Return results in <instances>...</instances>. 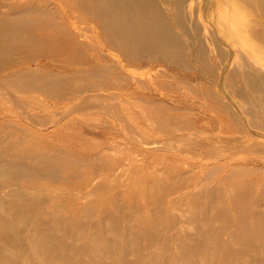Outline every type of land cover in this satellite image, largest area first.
Segmentation results:
<instances>
[{
	"label": "bare ground",
	"instance_id": "6f19581e",
	"mask_svg": "<svg viewBox=\"0 0 264 264\" xmlns=\"http://www.w3.org/2000/svg\"><path fill=\"white\" fill-rule=\"evenodd\" d=\"M37 2L38 0H12V3L2 4L0 0V180L30 179V184L26 185L37 193L24 195L18 189H10L0 196V206L8 212V215L0 213V246L14 249L21 257L19 262H15L0 252V264L30 262L28 249L23 242L25 231L19 223L25 220L24 214L34 213L45 202L51 201L47 200L42 188L36 187L37 183L33 179L49 180L58 184L56 186L79 185L82 188L77 194L92 196L89 203L81 206L84 213L79 218L59 216L60 222L56 220L54 228L48 231L42 230L38 225L35 227L30 235L32 246L29 249L43 258L42 264H47L49 259L54 264L63 260L67 264H73L81 245L73 244L71 238L75 235L82 237L86 232L94 235L99 228L105 227L112 228V233L117 232L122 226L118 221L119 216H134L141 210L137 205L140 197L147 204L143 211L149 220L141 224L144 229L138 234L145 239L163 243L160 251L151 257L149 264H163L165 254L170 251H173L177 264L264 262V184L258 187L253 178L240 179L239 175L245 171L244 166L239 161H234L245 151L252 152L258 158L261 156L264 160V140L258 139V132L252 128L255 126L264 129V115L262 119H258L253 114V119L249 120L232 116L228 105H219L222 82L219 85L221 90H216L209 84H218L219 80L206 79L216 80L222 77L223 80L232 69L227 67L225 72L227 64L223 63L227 60L230 61L229 66L234 67L231 71L236 72L237 61L241 59V51L236 43L241 36L249 33L264 42V0H71L75 4L74 9L81 12L82 17L97 22L107 44L124 52L132 61H165L183 67L194 62L198 65V73L193 76L200 75L202 82L195 84L184 81L185 91L179 80L163 85L184 93L196 92L199 98L212 99L223 109V114L228 116L227 120L217 117L216 111L219 114L220 111L210 109L209 105V109L203 110L209 115L207 122L202 124L204 119L197 122L199 116L196 122L188 117L178 116L177 113L172 116L173 111L189 108L184 105L174 106L169 100L163 99V96L151 99L138 97L135 104L142 105V109L146 103L153 109H159L155 112L158 116L151 122L158 131L176 134L165 140H150L143 135L142 138L139 132L141 140L137 137L138 140L151 144L156 149L176 150L186 156L197 157L200 167L190 162L184 171L175 174L176 166L164 164V168L159 171L129 176L125 172L126 164L123 163L125 166L116 177L101 179L98 175L97 181H94L97 174L111 169L113 163L110 160L115 156L122 160L127 157V146H115L122 144L87 139L82 133H75L74 139L78 142L86 139L91 146L80 142L83 147L72 153L64 152L60 147L38 151L33 145L34 139H39L44 144L51 141L53 135L54 138L62 139L61 135L58 136L60 132L54 128L64 120L67 113L86 117L88 113L94 112L104 114L113 123L116 121L122 124V131L129 139L135 140L138 130L123 111L122 93L113 90L119 89L129 77L123 73L114 75L111 72L109 76L112 80L108 83L106 74L102 75L91 69H79L73 74H40L38 66L24 68L21 64L17 65V60L30 62L39 56L48 57L45 58L49 59L47 62L63 58L73 66L91 63L85 59L88 55L82 50L84 45L92 48L89 41L81 39L85 34L84 29L74 27L72 30L58 20L49 21L46 25L61 24L60 35L57 36L60 39L59 48L51 49L47 41L48 46L40 48L39 55L35 56L32 51L42 46L45 39L30 35L23 42L31 51L23 55L15 50L22 42L19 36L25 30L33 29L34 24H39L38 18L33 17L36 12L51 13V17L54 15V11L51 12L53 9L49 8L52 5L50 0H43L47 10L38 7ZM72 17L80 18V14L75 11ZM231 36L234 39L229 41ZM66 49L72 51L69 56L64 55ZM259 49L261 47H254V50ZM12 61L15 63L11 64ZM209 62L213 63L211 69L208 67ZM201 64L205 67H201ZM238 73L253 92L262 93L264 102V75L254 70L253 73L246 70ZM223 93H226L225 90ZM39 94L70 104L63 110H55L56 113L53 114L49 107L52 105L53 108L57 103L48 104ZM200 104L206 106L208 103L201 101ZM168 112L170 116L164 115L166 118L163 119L162 113ZM48 124H52V127L46 128ZM205 133L212 135L206 136ZM113 144L115 149L120 150L119 156L110 153ZM142 154L144 153L140 150L136 156ZM225 159L234 163L229 164ZM210 163L213 165L208 167ZM130 165L133 170H139L137 163L135 166L133 163ZM198 167L201 172L199 175L195 173ZM219 168H226V172L219 179H211L214 173L219 172ZM83 170H91L92 173L84 175ZM249 171H253V168ZM125 176L130 177L126 184L129 191L123 190ZM210 180L213 184H210ZM53 192L61 195L59 190ZM102 192L109 193V198L98 202L100 199L96 196ZM170 194H176L170 201L177 212L168 215L163 204ZM123 195L127 197L124 198ZM88 210L101 213L96 220H91L88 218L95 215H91ZM46 222L51 224L54 219L48 218ZM164 225L175 227L168 238H162ZM72 228L77 229L75 234ZM193 228H197L198 232ZM129 229L123 230L126 236L133 234ZM59 230L61 236H57ZM97 242L94 236L89 249L93 248L101 253L97 254L99 260L108 256L118 257L119 262L124 264L129 250L118 244L129 245L128 240L124 239L122 243L106 241L103 245L106 253ZM141 243L139 241L137 244ZM190 256H198L199 259H190Z\"/></svg>",
	"mask_w": 264,
	"mask_h": 264
},
{
	"label": "rangeland",
	"instance_id": "374dc122",
	"mask_svg": "<svg viewBox=\"0 0 264 264\" xmlns=\"http://www.w3.org/2000/svg\"><path fill=\"white\" fill-rule=\"evenodd\" d=\"M52 2V5L49 6L50 9H53L51 12L54 11L53 17L51 13L46 14L38 13L36 12L35 15H33L34 19L38 18L37 21H39V24L36 23L33 25V29L31 30H25L26 32H23L22 35L19 36L20 40L22 41L16 46V51L21 52L23 55H26V53H29L31 50L29 47L24 46V40H26L30 35L35 36V38H43L44 42L42 46L40 45L39 48H35L31 53L35 54V56L40 52V48L44 49V47L48 46V43L50 44L51 49H57L59 48L58 42L60 39H57V36L60 35V28L61 24L65 23L69 28H80L84 29L83 32L85 33L84 36H81V39L85 40V42H88L91 44V49L87 47L86 45L83 46L82 50L83 53L88 55L86 60L91 62L89 65L84 63V65H71L68 63V61L64 60H58L53 59L50 62H47L49 59H45L48 57L39 56L38 58H34L30 62H23L17 60V65L21 64V67H39V73H49V72H61V73H68L73 74L77 72L79 69L83 70H96L97 72L103 74H106L108 77V83H110L112 78L109 76V74L112 72L114 75L119 74H125L129 77V80L123 82L119 89H113L118 92L122 93V99H123V111L125 112V115L127 118H129L134 124L136 131L138 130V133H135V140L129 139L127 134L122 131V124L118 122H112L110 119H108L104 114L100 113H94L90 112L86 117H79L78 115H72L71 113H67V115L64 117V120L61 123H58L54 129L58 130L60 133L58 136H60L62 139H58L57 137L54 138V135L51 136V141L47 142V144H44L39 139H34V146L38 151H41L42 149L46 150H52L56 147H60L61 150H64V152L72 153L80 149V147H83V145H80V142H83L84 144L91 146L89 142L84 139L81 141H77L74 139V134L81 133L86 136L87 139H93L97 141H103V142H115V143H121L115 144V146H127L129 150L127 149L128 155L124 160L122 158H116L115 155L119 156V151L115 149V146L113 144L112 148H110V153L115 156L112 160H110L111 163H113L110 170L102 171L101 173L97 174L94 181H97L99 179L98 175H100L101 179H105L106 177L114 178L116 177L118 172H121V168H124L126 164V170L125 172L127 175L131 176L132 174L138 175V174H148L149 172H155L159 171L160 168H164V164L172 165L173 167L176 166L177 169H175V174H180L182 171H184V168L186 169L187 163L193 162L196 166H199V160H197V157L193 156H186L184 154H181L180 152L176 150H161L156 149L155 147H152L153 145H148L140 142L141 140L140 135L148 137L150 140H165L168 139V137L174 136L175 132L170 131H158L152 124V119L156 118L158 116V108L155 110L151 108L152 106L150 104L143 105L144 109L141 108L142 105L135 104V101H137L138 97H143L147 99L151 98H160L163 96V99L169 100V102L175 106H186L187 110H177L173 111L171 115L173 116L174 113H177L178 116L181 117H188L191 121L194 120L196 122L197 117L199 116V120L197 122H200L204 119L202 124L206 121L207 117L209 116L207 113H204L203 110L214 108L218 111H220V114L216 111L217 117L222 118L223 120H227L228 116L224 115L222 112V108L219 107V105H228L229 111L232 113V116L237 115L241 117L244 120H249L250 118L253 119L254 117H257L258 119H262L264 115V102L262 101L263 95L259 92H253L251 87L245 82L244 78L238 73V71L246 70L250 73H253V70L256 72H259L264 75V42L256 39L251 34L247 33L246 36L243 35L240 38L237 39V48L241 51V59L237 61L236 65V72L231 71L234 67L229 66L230 61L227 60L223 64H227L225 67V72H227V67L232 68L227 72L226 77L222 79H213V78H206L207 80L217 81L218 84H209L213 86L216 90H221L222 93L219 94V105L214 102L212 99H206L203 97L197 96L196 92H187L184 93L186 90L184 88V81L186 82H202V79L200 78V75L193 76L198 73V65H196L194 62L191 64H188V66L183 67L179 64H168L165 61H149L146 59L143 60H134L132 61L130 58L126 56V54L122 51H119L112 46L108 45L105 41L102 33L100 32V27L97 25V22L95 20H89L85 17L81 16V12L74 9L75 4L71 2V0H50ZM2 4H8L12 3V0H1ZM38 7H41L43 10H47L46 6L43 4V0H38L36 3ZM59 12H58V11ZM78 12L80 14V18L74 19L72 17L73 12ZM72 12V13H70ZM60 15L62 17H60ZM58 20L60 25H46L49 21H56ZM73 30V29H72ZM67 36V34L65 35ZM227 38L229 36L225 35ZM186 37V36H185ZM232 37V36H231ZM234 38H230L229 41L233 40ZM47 41H49L47 43ZM247 44V45H246ZM261 47L259 50H254V47ZM248 48V49H247ZM252 48V49H251ZM29 51V52H28ZM262 51V52H261ZM61 52V51H60ZM64 55L69 56L71 54L70 49L64 50ZM57 53V52H56ZM55 53V54H56ZM254 53V55H253ZM39 55V54H38ZM187 58V56H186ZM84 59L85 62H87ZM213 62V61H212ZM212 62H209L208 67L211 69V66L213 65ZM15 63V61L11 62V64ZM47 63H49L47 65ZM201 67H205L203 64H201ZM224 68V67H223ZM223 68L219 69L220 71L224 72ZM232 72L229 75V72ZM221 72V73H222ZM110 77V78H109ZM231 77V79H230ZM177 80L181 81V85L183 86L184 91H178L176 88H168L167 86H164V83H175ZM221 80V81H220ZM160 81V82H159ZM206 81V80H204ZM222 82V83H221ZM102 83V82H101ZM221 88H219L221 84ZM197 84V83H195ZM151 85V86H150ZM224 88V89H223ZM225 90L226 93H223ZM68 91V90H67ZM228 95H230L228 97ZM42 99L48 103V104H56L57 106L52 108V105L49 107V110L54 114L56 113L55 110L62 109L66 107L68 102H61V100L53 99V98H47L45 95H40ZM158 96V97H157ZM200 99L201 101H204L208 103L206 106H201V101H198ZM232 99V100H231ZM195 100V101H194ZM126 101V102H124ZM129 101H132L133 103H130ZM189 101V102H188ZM235 101V102H234ZM200 102V103H199ZM223 103V104H222ZM182 104V105H181ZM49 111V112H50ZM212 111V110H210ZM214 113V112H212ZM244 114V115H243ZM58 115V114H57ZM162 115H168L170 116V113H162ZM204 115V116H202ZM245 116V117H244ZM166 117L164 116L163 119ZM210 124V123H209ZM26 125V124H25ZM197 125V123H196ZM201 126V125H200ZM199 126V127H200ZM27 127V125H26ZM47 127H52V124H48ZM197 127V126H195ZM212 127H210L209 131H212ZM253 131L258 132L257 138L260 140H264V129H261L259 127L252 126ZM29 130H33L28 128ZM66 132V133H65ZM141 134H140V133ZM183 132V131H182ZM181 132V133H182ZM263 133V135L261 133ZM199 133L202 135V131L199 130ZM216 133V131L214 132ZM138 134V135H137ZM140 134V135H139ZM238 134V133H237ZM176 135V134H175ZM206 136H210L212 134H206ZM204 135V136H205ZM142 136V138H143ZM160 136V137H159ZM139 140H138V138ZM167 137V138H166ZM73 138V139H72ZM161 138V139H160ZM220 141V140H219ZM147 148L145 149L144 148ZM188 148H191V146H188ZM112 149V151H111ZM24 150V149H23ZM142 150L144 154L140 156H136L137 151ZM191 152V151H190ZM189 152V153H190ZM192 153V152H191ZM260 158L255 157L252 152L245 151L241 152L239 154V158L234 159V161H239L244 166V172H242L239 177L242 180H248V178L252 179L256 182L255 186L260 187L262 184H264V160ZM225 161H228L225 159ZM117 163H120V166H117ZM125 163V164H123ZM130 163L138 164L139 170H133V167H131ZM140 163V164H139ZM229 164H232V160L228 161ZM213 163H210L208 167L212 166ZM154 167V168H153ZM200 167V166H199ZM195 170V173L197 175L201 174L200 168ZM251 168H253V171H249ZM131 171V172H130ZM226 172V168H219V172L214 173L211 179H219L223 176V174ZM91 170H83L84 175L91 174ZM64 174V172H62ZM73 175V173H72ZM130 177L125 176L123 178V184L124 189L126 191V184L130 181ZM37 184L36 187L38 189H41L44 191V193L47 196V200H51L49 203L45 202V204L38 209L36 212H28V214H24L25 220L20 221L19 225L24 229L25 236H24V246L27 247L29 252V258L30 262L29 264H42L43 258H39L37 255L38 253L34 252V250L29 249V246L31 245L30 242V235H32L33 230L38 225L42 230L48 231L49 229H53V225L55 224L56 220L60 222L59 216L66 217V216H73L75 218H79L84 211L81 210V206L84 203H89L92 196L86 195V194H77L79 190L82 188V186H56L58 184H53L49 180H38L33 179ZM38 181V182H37ZM210 184H213L211 182ZM30 179L27 178H21L14 181H7L4 179L0 180V196H2L6 190L10 189H18L21 191L24 195H37L35 190H33L31 187L27 186L26 184H30ZM134 186V185H133ZM248 184L246 185V187ZM64 187V188H63ZM59 190L61 195H56L53 191ZM116 190V189H115ZM128 191L130 189H127ZM109 193H99L97 194V198L102 200H107L106 198H109ZM176 194H170L168 197L166 203L163 204L165 208L167 209V214H174L177 212L176 209L172 206L171 203V197H175ZM124 198H126V195H123ZM143 197H140L139 203L137 205L140 206V211L136 212L134 216H119L118 221L122 225L120 230H118L115 233L110 232L109 228H99L96 234H91L90 232H86L82 237H79L77 235L73 236L71 238V242L75 245H81V249L78 251L77 254H75L74 262L73 264H121L119 262L118 257H106L102 258L101 260L98 259L97 254H101L98 250H94L93 248L89 249L91 246V240L95 238L98 240V244L100 249L104 251V244L108 240H113L119 243L124 242V239L128 240L129 245L124 244H118L119 246H126L129 250V255H127L126 258H124L123 263L124 264H149L152 260V256H154L157 252L160 251L162 242L159 241H152L151 239H145L144 236H141L138 234L139 231L143 230L141 224L146 223L149 220V217L145 215L143 208L147 206V204L143 201ZM264 208V206H263ZM92 216L88 219H94L96 220L97 215L100 214V211H92ZM0 213L2 215H8L7 209L0 206ZM114 213H116L114 211ZM118 214V212H117ZM119 215V214H118ZM48 218H53L54 222H50L51 224H47ZM110 223V222H106ZM130 228L129 231L133 234H130L129 236H126V234L123 232L124 229ZM194 231L198 232L197 228H193ZM75 228H72V231L74 234L76 233ZM175 230V227H172L170 225H164L162 227V238H168L171 236L173 231ZM60 230L57 231V236H61ZM63 238V236L61 237ZM141 241L142 243L138 245L137 243ZM25 249V248H24ZM0 252L9 257L11 260L15 262H19L21 257L16 254V251L14 249H10L8 247L0 246ZM173 251H170L165 254V258L162 261L163 264H177L175 258L173 257ZM199 259L198 256H190V259ZM87 262V263H86ZM127 262V263H126ZM47 264H54L51 259H49V262H46ZM59 264H67L64 260L63 262ZM254 264H264L262 261L255 262Z\"/></svg>",
	"mask_w": 264,
	"mask_h": 264
}]
</instances>
